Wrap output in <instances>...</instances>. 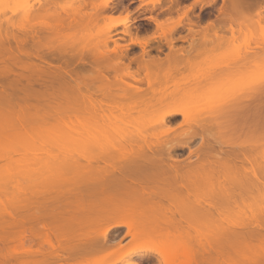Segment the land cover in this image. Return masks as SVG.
Wrapping results in <instances>:
<instances>
[{
  "label": "bare ground",
  "instance_id": "bare-ground-1",
  "mask_svg": "<svg viewBox=\"0 0 264 264\" xmlns=\"http://www.w3.org/2000/svg\"><path fill=\"white\" fill-rule=\"evenodd\" d=\"M28 1V23L25 21L28 25H25L24 31L14 33L18 24H13L12 20H8L4 27L0 26V138L6 137L24 124H16L3 114L10 112L9 108H12L11 111L16 109L38 117L75 114L79 118L74 115L75 119L82 125H85L84 119V122L93 123L92 128L98 127L99 132L102 127L103 130L104 127H110L114 131L112 127L115 124L120 127V123L128 128L140 129H137V134L127 133L119 137L118 133L110 129L107 131V128L95 133L93 129L87 128L88 122L86 128L81 125L75 137V157L58 160L57 156V160H52L53 163L49 159H44L46 163H42L41 158H38V165L35 161V168L40 170L38 173H32V176H37H34L37 181L40 180L38 176H45L41 181L46 179L45 185L50 183L49 185L55 186L49 188L44 185L45 192L49 189L50 194L46 196L43 193L45 197H36L38 192L32 195L31 190L28 193L36 198H31L30 195L27 198L26 192L23 201L18 200L19 204L12 206H17L15 210L0 208V229L26 227L24 231L30 232H27V237L28 233L29 238L32 236L30 243L42 235L45 236L50 249L54 250L48 264H85V261L86 264H96V261H90L94 256L96 258V255L108 249L122 251V242L127 238L142 243L151 242L153 238L160 239L171 260L167 258L165 251L159 254L165 255L166 260L170 263L174 261V264L179 259L187 260L186 264H264V224H257L259 221L252 226L235 225L237 228L233 226V229H230V225V228L227 226L228 229L223 228L221 224L218 227L214 225L219 229L210 232H216V237L212 235L214 239L209 236L210 241L208 238L206 241L200 237L203 234L200 230L205 224L201 203L205 199L209 200L208 197H211L219 202L228 201L234 204L242 199L241 201L247 204L252 199L253 202L257 198H254L253 194L260 193L261 187H264V92L259 88L252 91L240 90L231 79L251 63L264 59V49L262 54L258 49H229L228 56L232 61L220 70L223 73L222 78L212 80L213 72H208L203 78L195 77V81L191 78L190 81L181 82L183 85L177 83L178 85L173 84L174 86L170 87L162 83L167 84L168 80L179 72L178 65L187 62L191 51H214L225 47L227 38L219 31L226 27L221 26L222 21L226 19L220 21L219 18V23L218 19L209 22L200 31L201 34L199 33L200 41H192L190 50L185 51L175 48L177 39L174 34L177 28L182 26L183 16H187L193 8H188L174 22L152 17L161 33L158 37L153 35L141 38L139 34L132 36L129 14L123 19L116 16L126 10L121 5L111 6L110 2L113 0L94 4L89 17L82 20H77L76 18L81 17L74 18V15L68 13H57L56 0H30L32 3ZM231 1L236 16L231 18L229 24L239 23V27L247 24L250 35L264 34L261 19L249 18L245 14L246 11H251L252 4L246 0ZM178 2L179 0H170V5L176 4L174 7L178 8ZM159 3L160 0L152 1V10H155ZM212 5L213 3L202 4L201 9ZM172 7L171 5L170 8ZM173 8L170 11L175 9ZM48 13L54 15L55 24L38 22ZM258 13L260 16V12ZM101 20L106 23L103 30L98 28V22ZM120 24L126 27L122 33L130 37L129 44L122 46L112 38L113 30ZM189 24L199 25L192 20ZM231 25L229 29L235 36V29ZM97 28L102 30L100 34L97 33L98 37L102 33L103 35L93 47L85 40L86 44H81L83 41L80 40V45L60 43V36L66 30L74 29L92 34V30L95 33L94 29ZM134 29L139 31V27ZM226 29L228 30V27ZM241 29L238 30L239 33L242 32ZM191 30L194 31L193 37L199 32ZM156 38L168 42L169 53L165 54V57L161 55L160 46L155 47V56L150 54L151 50L146 49ZM194 38L191 39L195 40ZM111 42L115 44L113 49L108 48ZM88 45L91 48H88ZM131 45L141 47L142 53L130 56ZM218 70L216 72H219ZM7 130L9 132H6ZM15 136L13 135L14 139ZM252 142L258 146L252 145ZM24 146L26 145L21 148ZM33 147H28L31 153L39 151V148L35 147L37 149L34 150ZM24 151L21 158L28 155H24ZM30 160L22 158L21 163L27 164ZM28 164H22L24 170L31 169L30 165V168L27 167ZM15 165L12 163V168L9 165L8 169L16 172V167L19 166ZM14 172L8 175H14ZM1 177L0 192L4 193L5 190H10L14 181L13 177ZM233 178H240L239 186L225 184ZM214 179L216 181H213ZM204 186L212 189L205 192ZM52 189L57 191H53L55 195L52 194ZM260 199L263 201L264 197ZM193 201L199 208L193 205ZM166 202L177 206V210L183 209H180L182 213L179 210V219H183L186 226H181L173 213L166 212ZM137 209H140V212H137ZM187 209L194 211H191L190 215ZM174 213L178 216L177 211ZM131 215L139 217V227L125 221L127 216ZM4 216L8 217L4 219ZM103 225L107 228L101 235L88 232L90 227ZM190 227L199 230L200 232H197L200 235L189 231ZM173 229L175 233H171ZM0 231V245L13 239L12 232L8 234L5 230ZM26 235L21 237L29 241V238H25ZM37 236L40 237L36 238ZM52 237L55 238V244L51 242ZM147 257L151 260L148 255L141 258ZM22 262L26 263L25 260ZM125 263L138 264L131 256H128ZM0 264L12 263L0 260ZM31 264L40 263L33 261Z\"/></svg>",
  "mask_w": 264,
  "mask_h": 264
},
{
  "label": "rangeland",
  "instance_id": "rangeland-1",
  "mask_svg": "<svg viewBox=\"0 0 264 264\" xmlns=\"http://www.w3.org/2000/svg\"><path fill=\"white\" fill-rule=\"evenodd\" d=\"M27 1L28 0H3V8H4L3 11L4 12L0 11V26L4 27L6 25V23L8 22V20H10V21L12 20L14 23L13 22H11V23H13L15 25L18 24V27H16L14 29V31H13L14 33L24 31L25 25H26V22H27V19H26L27 9H23V8L17 9L15 7V5H17V4H27ZM105 1H107V0H56L55 1V3H56L55 4V10H56L57 13H60V14L68 13L69 15H74V18L75 17H81V18H76V19L77 20H80V19L82 20V19H85V18L89 17L90 13L93 10L94 4H98L99 5V4L104 3ZM152 1H155V0H141V5L138 8V12L137 13H133L131 11L130 7H128L127 9H125L126 11H123L122 14L121 13L120 14L117 13L118 15H116V13H115L114 15H116L117 17H120V18L123 19V18H125V16L127 14H129L130 20L132 21V23H130L131 24L130 31H132V33H131L132 36L135 37V36H137V34H139L138 35L139 37L147 38V37H152L153 35L158 37V35L161 33V31H158L157 27L155 26L154 29H152L151 27L150 28H146V29H139V31H137L138 32L137 33L136 30L134 29V27H136L138 25V23H136V22H137V20L140 17H142V15H140L142 12H144V13L148 12L149 15H154L156 12H158V14H156V16H155V17H157V19L158 18L163 19V20L169 19L171 21L173 20V22H174V21L178 20V18L188 8H193L191 11H189L187 16H183L182 26L178 27L177 31L174 34V37L177 39L176 42L174 43L175 48L176 49L178 48V49H181V50H185V51H189L190 50V44H193L191 42L193 41L194 43H198L200 41L199 33L201 34L200 31L203 30L204 26L206 27V25L208 24L207 23L206 25H204L202 27L200 26V24L199 25L197 24L198 26H194V25L191 26L189 24V21H191V20L192 21H195V20L198 21L200 18H198V17L196 18L195 15L196 14L202 15L207 10V9H201V5L202 4L213 3L212 7H214V5H215L217 0H194V2L191 3L190 5L185 6V7H178V8L174 7V5L177 6L176 4H174V5L171 4L176 9L175 10L172 7L174 9L173 11H170L172 9V8H170L171 7L170 0H160V3L157 4V7H156L155 10H152L153 9ZM32 2H30V0L28 1V3H32ZM121 3H122V0H113L112 2H110V5L111 6H113V5L114 6L115 5L118 6V5H121ZM247 3H249V2H247ZM255 3H257V2H255ZM7 6H8V8H7ZM251 6H252L251 7L252 8L251 11L250 12H248V11L245 12L244 11L245 14L247 16H249V18L251 17V18L256 19V20L261 19L262 25H264V5H262V2H260L259 4L257 3L256 5L255 4L251 5ZM197 8H200V9L197 10ZM209 9H211V8H209ZM168 11H169L170 14L167 13ZM219 12H220L219 14L222 17H224V18L221 19V21L223 19H226V20L222 21V25L221 26H223V28H224V26L228 27V30L225 27L224 30L219 31V33L223 34L227 38V41H226L227 43H226L225 47H223L221 50H214V51L205 50V49H199L196 52H194L195 51L194 50L193 53H192V51H191V53L188 52L189 53L188 54L189 58L187 59V62L184 63L183 60H182L183 64H179L178 65V67L180 68L179 72L173 78H171L169 80L167 79L168 80L167 84L166 83L164 84V82H163L162 83L163 85H166V86L169 85L170 87H172L173 84L176 85L177 83L178 84L180 83L179 85H183V83H185V81H187V80L190 81L191 78L192 79L194 78L193 81H195V77H196V79L197 78L200 79V77L203 78L202 76L204 74L208 73V72L209 73H212V72L214 73L218 69H219L218 71L221 72L220 70L222 69V67H219V66H225L226 67L227 65H230V63L232 61L230 59V57L228 56L229 49L245 48V50L246 49H248V50L249 49L250 50H252V49H256L257 50L258 49L260 52L263 51V49H264V34L257 33L255 35H250L248 33V30H247L248 29V26H246L247 24H245V25L243 24L244 26L240 24L242 27L241 26L239 27V25H238L239 23H236V24L233 23L232 25L229 24L230 21H231V18L233 17L232 19H234L235 16H236V13L232 9V1L231 0H224V3H223V5H222V7H221ZM258 12H260V14H261L260 16L258 15L259 14ZM226 16H228V17H226ZM237 18L238 17H236V19ZM55 20L56 19H55L54 15L51 14V13H48L46 15V17H44L41 21H38V22H42L43 24H47V25H49V24L52 25V24H55ZM217 21H218V23L220 22L219 20H217ZM98 23H99L98 24L99 25L98 28H100V29L102 28V30H103V27L106 26L105 21L101 20ZM169 23H170V21H169ZM225 23H226V25H225ZM229 25H231V27L233 29H235V33H234L235 36L231 33L232 31L229 29L230 28ZM185 26L188 27V28L190 27L191 29H195V31L198 30L199 32L195 33L198 36L194 35V37H195L194 38L192 36L194 31H192L191 29H188L187 30V34L184 37L177 38L178 33L180 32V29L182 27H185ZM98 28L94 29V30H96L95 33H93L94 31L92 30V34H89L90 32H80V31L74 30V29L66 30L60 36V41H61L60 43H62V44L67 43V44H70V45L78 43L80 45V43L83 44L86 41L90 45H92V47H93V44H95L97 41H99V39H102V38H100V36L103 35V33L101 35H99V37L97 35L98 32H99V34H100V32H102V30L99 31ZM125 29H126L125 25L120 24L115 30H113V35L111 34L112 38L114 40H117L118 44L121 45V46L125 45V44H129V42H130V37L126 36V35H124L122 33V32L125 31ZM239 29H241V31L243 33L242 32L239 33L238 32ZM134 32H136V33H134ZM233 36H234V38H233ZM191 38H194L195 40L198 39L199 41L198 40L195 41V40H193ZM231 38H233L232 41H230ZM80 40L83 41V42H80ZM158 41H159V38H156L155 42H151L149 44V46L146 47L147 50H151L150 54L155 56L157 54V48L155 50V47H159V46L162 49V54H161L162 56H164L165 54L169 53L168 42H166L167 40L163 39V40H160L161 42L160 41L158 42ZM86 42L84 44H86ZM108 46H109L108 47L109 49H113V47H115V44L113 42H111V43H109ZM89 47L91 48V46L88 45V48ZM136 47L140 48L141 53H142V48L141 47H139L137 45H131L130 46V51H129L130 52V56L131 55L134 56L133 53L137 51L135 49ZM258 47H260V48H258ZM261 54H262V52H261ZM185 58H187V56ZM224 64H226V65H224ZM134 66H136V65L134 64L133 68H134ZM231 68H233V66H231ZM185 78H186V80H185ZM167 80H166V82H167ZM202 80L203 79H201V81ZM181 82H183V83L181 84ZM190 83L194 84V82H190ZM186 84H188V82ZM186 84H184V85H186ZM11 109L12 108L8 109L10 112L3 113V114L8 116L16 124H19V125H20V123H24V124H23V126H20L17 129H14L12 131V133L7 135L6 137L0 138V146H2V147H0V178H2L1 176L5 175V177L9 176L10 179L13 177L12 180L14 181V183L11 182V184L13 183L11 185L13 188L10 186V190H8V191L5 190L4 193L0 192V205L2 206V207L0 206V208L7 207L10 210H15V208L17 206H15V207H12V206L19 204L18 200L24 199V196H26L25 195L26 192L28 194L27 198H29L30 193H28V191L30 192L31 190H33V191H31L32 195H33V193L35 194V193L38 192L37 193L38 195L35 194L36 197H39V195L45 197V195L48 196L47 195L48 193L50 194L51 190L49 191V189H47V188H46L47 192H45V190H44L45 189L44 185H45L46 179L41 181L43 177L45 178V176H43V177L42 176H38L39 179H40L39 181H41V182H39L37 180H34L35 179L34 178L35 175L32 176V173H34V174L38 173L39 170H40V168H38V167L35 168L36 164L38 165V161L37 160H39L41 158L40 159L41 162L43 161L42 163H44V162L46 163V161H48V159H49V161H52V160L55 161V159L57 160V156H58V160L59 159H63L65 157L67 159H70V157H71V159H72V157H75L76 154H77V144L75 143L76 132H77L78 128H81L82 124L80 123V121L77 120L78 116H76L75 114H71L73 116H65V114L64 115L63 114H59V115H54V116L38 117L36 115H31L29 113L19 112L15 108H14L15 110H13V111H11ZM74 115L77 117L76 119H75ZM117 116L119 117V115H117ZM120 118H117V119H120ZM115 119H116V117H115ZM84 121H86V120L83 119V123H85V125H87L88 121L87 122H84ZM90 124L91 123L88 122L89 126L88 127L86 126V127L91 129V130L93 129L94 132L96 131L98 133L99 132L98 131V127H97V129H96V127L92 128L91 126L93 125V123L91 125ZM120 124H119L120 127H118V124L114 125V126L117 125L116 127H114V126L112 127L111 126L114 129L115 133H118L117 136L120 135L119 137H121L122 135H127V133L128 134H132V133L133 134H135V133L137 134V132H139V130H137V129H140V128H137V129H134L136 127L128 128L127 126L126 127L123 126L122 123H120ZM85 125H82V127L83 126L85 127ZM117 127H118V129H117ZM106 128L104 127V130H103V127H102V129L101 128L100 129L102 131H105ZM109 129H110V127H109ZM109 129L107 131H109ZM119 129L122 130V131H120ZM101 130H100V132H102ZM110 130H112V129H110ZM112 131H110V132H112ZM117 131H119V132H117ZM6 132H9V131L7 130ZM178 132H179V130H178ZM38 134H40V135H38ZM10 135L12 136L11 138H10ZM13 135H16L15 139L13 138ZM38 136L41 137V138H39ZM117 136H116V140L118 138ZM253 138L256 139L257 137H253ZM119 139H122V138H119ZM251 140H252V138H251ZM251 140H250V142H251ZM257 140H255L254 142H256ZM1 144H3V145H1ZM5 144L6 145L8 144L7 147H6ZM254 144L252 142V145H254ZM9 145H11V146L9 147ZM22 145H26V146H24V147H26L25 148L27 150L26 152L24 151L25 150L24 147L21 148ZM27 145H28L29 148L33 147V145H34L33 149L35 150V149L39 148V149H37V151L38 150L39 151L34 153L36 151L35 150L34 152L32 151V153H31L29 148L27 147ZM256 146H258V144ZM35 147H37V148H35ZM9 148H11L12 150L11 149L9 150ZM13 150H14L15 154H14ZM65 150H66L67 153L70 152V153H68L69 156L65 152ZM23 151L25 152L24 155L28 154L27 156L22 157L23 160L25 158H28L29 160L30 159L33 160V161L30 160L31 162H28L29 164L27 163L28 164L27 167L28 168L31 167V169H29L30 171L25 169L27 172L24 170V168H25L24 165L26 166L27 164L26 163H21L22 158L20 156L23 155ZM17 152H18V154L16 155ZM60 152H61V155H60ZM37 153H39V155L42 156V157H37V156H39ZM50 153H52L53 155L50 154ZM56 153H58V154L56 155ZM19 157L21 158V161L19 160L20 159ZM33 157L34 158L37 157L36 160ZM16 159H18V160H16ZM44 159H46V161H44ZM19 161H20V163H19ZM26 161H27V159H26ZM53 161L51 163H53ZM11 162L14 165H15L16 162L19 163V165H18V163H16V165L19 166V167H16V168L18 170L21 169L19 171L21 174L18 173V170L16 168H15L16 172H14V170H12V172H11V170L8 169L10 167L12 168V166H11L12 163ZM32 162H34V164ZM41 162H39V167H41L40 166ZM20 164L21 165L24 164V165H22V167H21ZM9 165H10V167H9ZM29 165H30V167H29ZM1 166H3L2 169H1ZM5 168L10 170L9 172H11V173H9L7 170H5ZM3 169H4V171H3ZM1 171H2V173H1ZM5 171L8 172V173L6 174ZM13 172H14V175H8V174H12ZM16 173H18V174H16ZM21 175H22V177H21ZM27 175H28V179H26ZM36 175H38V174H36ZM29 176H31L33 178V180H31L32 178H29ZM35 177H37V176H35ZM14 178L16 179V181H15ZM17 180H18V182H17ZM31 181L32 182L34 181V183H32ZM213 181H216V179H214ZM36 182L38 184H36ZM240 182H241L240 178H233V179L227 180L225 184L226 185L237 186ZM40 184L43 185V188H42V185H40ZM49 184L50 183H47L45 186L46 187L49 186V188H51L53 185L52 184L49 185ZM205 185H207V184H205ZM32 187L34 189H32ZM54 187L55 186H53V188ZM38 188H41V189H38ZM196 188H198V187L196 186ZM203 188L205 189V192H208V191H210L212 189L209 186H204ZM261 189L262 190H261L260 193H256L255 192L253 194V197L254 198L257 197V198L253 202H251L253 199L252 200L249 199L250 203L247 202V204L244 201H241L242 199H240V201L235 202V204L233 202L229 203L228 201L225 202V201H222V200H221L222 202H219V201H217V200H215V199H213L211 197H208L209 200L205 199V201L201 203V205L203 207V210H204V213H205V215H204L205 224H203L204 227L200 230L201 234L203 233L200 237L202 239L204 238L206 241H207L206 238H208V240L210 241L209 238H211V237H209V236H212V235L215 236L214 234H216L215 231H214V234L210 233V232L212 230L216 229L219 224H221L223 226V228H227V226H228V228H230L229 227V225H230L231 226L230 229H233V226H234V228H237L238 225H239L238 227H240V226H243V227L245 226L246 227V225H248V224L250 226H252V225L256 224L257 221H259L257 223L259 225H261L260 223L264 224V200L262 201V199H260V197H264V187H261ZM56 190L58 191L57 187H56ZM200 190H201V188H200ZM53 191L54 190L52 189V194H53ZM55 191H54V193H55ZM57 191H56V193H57ZM43 193H45V195ZM35 195L34 196L30 195V197L33 198V197H35ZM53 195H55V194H53ZM205 196H211V195L205 194ZM38 199L39 198H37V200ZM166 205H167L166 212L167 213H173L174 217L178 221V223H180L181 226L184 225L185 221L183 219H181V218L179 219V217H181V215L179 214V210L180 209L183 210V209L182 208H178V210H177V206H175V205H173V204H171L169 202H166ZM193 205L194 206L196 205V207L199 208V206L197 205L196 202H194ZM138 210H140V209H137L136 211L140 212ZM181 210H180V212H181ZM175 211L178 212V216L176 215L177 213L176 214L174 213ZM186 211L191 215L192 214L191 211H194V210L187 209ZM5 217H8V216H4V219H6ZM127 217L128 218L125 217L126 218L125 221L127 223H131V224H134L135 227H139L140 224H138V222H137V221H139V219H138L139 217L138 216H137V218L132 217V215L130 217L129 216H127ZM7 220H9V218H7ZM123 220L124 219H122V221ZM140 223H141V221H140ZM26 225H27V223H26ZM214 225H216L217 227H214ZM235 225H237V226H235ZM184 226H186V224ZM220 226H219V228H220ZM250 226H247V227H250ZM15 227L13 229H0V230H5L6 232H8V234L11 233V232H12L11 234H13L12 237H11V235L9 236V238L10 237L13 238L12 240H10V241L6 240L7 242L5 241V243L0 245V260L1 261L11 262L12 264H31L33 261L36 262V263H40V264H48V261H50V258H51L50 255L53 254L54 250L50 249V246L46 242L45 236H43L41 234L42 236L41 237L39 236L40 238L38 236L36 237V238H39V239H36V240H34L35 242L33 241V243H30V242H32V239H31L32 236L29 238V236H30L29 233L30 232L29 231H26V232L24 231V230H26L25 229L26 227L24 229L22 227H18V228H15ZM28 228L29 227H27V230H29ZM39 228H41V227H39ZM105 228H107V226L104 227V225H103V227H95V228L90 227L88 229V232L91 231L93 234H97L98 233L97 235H101V233L102 234L104 233ZM197 228L200 229L201 227L200 228L197 227ZM35 229H36V227H35ZM39 230L41 231V229H39ZM22 231H24V232H22ZM189 231L194 232V233H198L197 231H199V230L191 228V230H189ZM0 232L2 233V231H0ZM27 232H29L28 233V235H29L28 237L26 235ZM37 232H38V229H37ZM42 232H40V233H42ZM172 232L175 233V230L173 229L171 231V233ZM22 233H25L24 234V235H26L25 238L26 239L29 238L30 240L29 241H27V240L25 241V239L22 238L24 236V235H21ZM198 234L200 235V233H198ZM194 235H196V234H194ZM215 237H213V239ZM52 238H51V242H52V244H55L56 243V242H54L55 238H53L54 240ZM159 240L160 239H156V238L154 239L153 238L152 241L150 240L151 242H147V243L143 242L142 243L140 241L139 242H133L131 238H127L126 240H124V243L122 242V246L124 247V249H122V251H118L117 252V251H115V249H113L114 251L111 250V249H108L106 252L104 251L103 253L101 252L100 254H98V256L96 255V258L94 256V259H92L90 261H96V262L99 261L100 264H124L125 261L128 260V256H131V257L135 258V262H137L138 264L139 263L140 264H162V262H164V261H166L167 264H174V261H172V263H170L169 260H171V258L169 259L168 253L165 251V245L162 244V242H160ZM199 240H201V239H199ZM206 241L203 240L202 242H206ZM211 241H213V240H211ZM142 244H144V245H142ZM262 244L264 245V243H262ZM166 245H167V243H166ZM262 247H264V246H262ZM31 251H33V252L39 251V253L33 254ZM164 251H165V253H167L166 256H167V258L169 260H166V258H165L166 256L165 255L162 256V255L159 254V252L163 253ZM169 252H170V249H169ZM263 253H264V251H263ZM143 255L150 256L151 260H148V259H150L149 257H147V259H142L141 257ZM90 258H92V257L90 256ZM23 260H25L26 263L22 262ZM186 261L187 260H185V259H179V260L175 261V263L176 264L177 263L178 264H186ZM86 263L87 262L85 261V264Z\"/></svg>",
  "mask_w": 264,
  "mask_h": 264
},
{
  "label": "flooded vegetation",
  "instance_id": "flooded-vegetation-1",
  "mask_svg": "<svg viewBox=\"0 0 264 264\" xmlns=\"http://www.w3.org/2000/svg\"><path fill=\"white\" fill-rule=\"evenodd\" d=\"M247 1H249V0H246V2ZM251 1L255 2V0H250L249 2H251ZM179 2H180L179 3L180 7H185V6H188L191 3H193L194 0H179ZM256 2H258V3L262 2V5H264V3H263L264 0H256ZM223 3H224V0H217L215 5H214V7L210 6V7L205 8L207 10L202 15L196 14L195 17L196 18L198 17L200 19L198 21L195 20L194 22L199 23L200 26L202 27V26L206 25L207 23H209L211 21H215L216 19L219 20V18L222 19L223 17L219 14L220 13L219 11H220ZM140 5H141V0H122V3H121V6H122L123 9H127L128 7H130V9H131V11L133 13H137L138 12V8L140 7ZM209 8H211V9H209ZM199 9L200 8H197V10H199ZM156 14H158V12H156L154 15H149L148 12H146V13L142 12L140 14V15H142V17H140L137 20L136 23H138V25L136 27H134V28H138L139 27V29H146V28H150L151 27L152 29H154L155 23L152 20V17H155ZM188 29L189 28L186 27V26L182 27L180 29V32L178 33L177 38L184 37L187 34V30ZM135 49L137 51L134 52L133 55L134 56H138V54L141 53V50L138 47H136Z\"/></svg>",
  "mask_w": 264,
  "mask_h": 264
},
{
  "label": "snow or ice",
  "instance_id": "snow-or-ice-1",
  "mask_svg": "<svg viewBox=\"0 0 264 264\" xmlns=\"http://www.w3.org/2000/svg\"><path fill=\"white\" fill-rule=\"evenodd\" d=\"M15 7L17 9H27L28 6L27 4H17ZM3 10V0H0V11ZM222 76V72H214L211 74V79L217 80L222 78ZM231 79L233 80L235 87L240 90L252 91L259 88L262 92H264V59H261L259 62L251 63L246 69L233 75ZM96 264H100V262L97 261ZM162 264H167V262L164 261Z\"/></svg>",
  "mask_w": 264,
  "mask_h": 264
},
{
  "label": "crops",
  "instance_id": "crops-1",
  "mask_svg": "<svg viewBox=\"0 0 264 264\" xmlns=\"http://www.w3.org/2000/svg\"><path fill=\"white\" fill-rule=\"evenodd\" d=\"M247 2H249V1H247ZM255 2H256V0H255ZM255 2H252V3H251V2H249V3H250V4H252V5H254V3H255ZM257 3H258V2H257ZM263 3H264V2H263ZM255 4H256V3H255ZM258 4H259V3H258Z\"/></svg>",
  "mask_w": 264,
  "mask_h": 264
}]
</instances>
